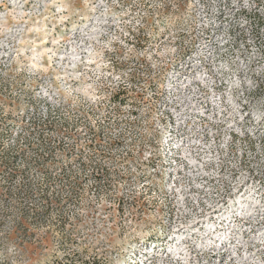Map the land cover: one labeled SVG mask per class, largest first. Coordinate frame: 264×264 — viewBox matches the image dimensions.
<instances>
[{
	"label": "rangeland",
	"instance_id": "rangeland-1",
	"mask_svg": "<svg viewBox=\"0 0 264 264\" xmlns=\"http://www.w3.org/2000/svg\"><path fill=\"white\" fill-rule=\"evenodd\" d=\"M40 133L108 175L0 264H264V0H0V144Z\"/></svg>",
	"mask_w": 264,
	"mask_h": 264
},
{
	"label": "trees",
	"instance_id": "trees-1",
	"mask_svg": "<svg viewBox=\"0 0 264 264\" xmlns=\"http://www.w3.org/2000/svg\"><path fill=\"white\" fill-rule=\"evenodd\" d=\"M131 122L134 126L135 121ZM121 138L123 134L120 133L116 140ZM98 140L92 139L85 146L98 151L102 147L98 145ZM18 143L10 148L0 144V211L8 213L14 225L25 230L30 229L31 222L46 221L51 213L55 214L56 220L60 218V209L64 203L62 198L66 195V201L68 194L72 196L78 193L87 167L91 168L89 177L108 175L100 165L96 166L94 154L83 159L82 151L75 156L81 167L80 175L77 176L67 167L57 169L56 150H59V143L52 141L50 137H43L41 133L34 145L27 144L23 148ZM110 145V142L106 144ZM27 150L35 152L32 159L28 157ZM102 151L99 154L105 156ZM127 158L128 156L124 159ZM17 160L21 165L16 164ZM31 171L39 176L38 180L30 178ZM104 182L106 186L112 185L107 178ZM45 241H49L47 236Z\"/></svg>",
	"mask_w": 264,
	"mask_h": 264
},
{
	"label": "bare ground",
	"instance_id": "bare-ground-1",
	"mask_svg": "<svg viewBox=\"0 0 264 264\" xmlns=\"http://www.w3.org/2000/svg\"><path fill=\"white\" fill-rule=\"evenodd\" d=\"M152 252V251H151Z\"/></svg>",
	"mask_w": 264,
	"mask_h": 264
}]
</instances>
